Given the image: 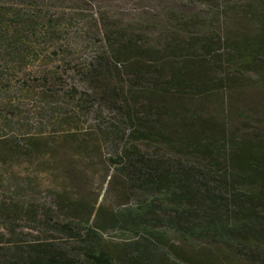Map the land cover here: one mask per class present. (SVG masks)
Wrapping results in <instances>:
<instances>
[{
  "label": "trees",
  "instance_id": "trees-1",
  "mask_svg": "<svg viewBox=\"0 0 264 264\" xmlns=\"http://www.w3.org/2000/svg\"><path fill=\"white\" fill-rule=\"evenodd\" d=\"M36 1L0 0V92L39 58L20 29ZM174 1L154 38L95 23L100 48L75 66L71 89L100 123L79 140L0 136L2 166L57 162L61 151L90 165L105 144L113 170L110 205L72 185L76 174L43 202L26 181L5 194L0 180V264H264V117L230 129L225 107L229 98L235 112L236 92L264 93V0ZM49 92L42 106L70 128Z\"/></svg>",
  "mask_w": 264,
  "mask_h": 264
},
{
  "label": "rangeland",
  "instance_id": "rangeland-1",
  "mask_svg": "<svg viewBox=\"0 0 264 264\" xmlns=\"http://www.w3.org/2000/svg\"><path fill=\"white\" fill-rule=\"evenodd\" d=\"M192 0H179V5L188 4ZM177 1L174 0H37L33 7L22 8L20 21L31 20L33 24L20 28L23 41H27L39 53L38 60L30 65L24 74L19 73L9 83H3L0 92V136H36L46 138L50 144L59 142L66 133L53 134L56 131H68L74 133V139H78L100 123L86 110L80 108V103L73 99L74 84H77L76 65H84L96 54L100 48L97 37L94 36V25L97 23H110L119 27L141 30L151 33V38L156 36L163 21L165 10L173 8ZM21 25V24H20ZM34 26L31 30L30 27ZM20 27V26H19ZM42 42H46L42 46ZM49 42V43H47ZM50 50L55 51L53 54ZM53 74V77L51 78ZM50 76L47 84H43L41 76ZM252 78V76H248ZM57 91L47 93V98L57 102L61 110H66L71 118L68 128L61 127L54 121V116L48 113L47 107H43L40 101V92L49 87ZM5 88V89H4ZM44 88V89H43ZM9 89L7 94L5 90ZM82 92V87H78ZM76 90V91H77ZM245 93V94H244ZM3 94L4 97H1ZM48 94H51L48 95ZM72 96V98H71ZM5 100V101H4ZM234 106L237 109L233 113L232 107L225 101L228 107L227 115L230 121L227 127L251 128L261 122L264 117V93L257 90H247L233 95ZM57 106V105H56ZM209 102L207 107H211ZM10 113V114H9ZM12 114V115H11ZM243 117V120H241ZM247 119L244 122L245 118ZM10 121V125H4L3 119ZM110 118L108 115L105 119ZM10 119V120H9ZM241 122L244 123H239ZM72 126H75L73 129ZM109 146L101 145L100 151L91 160L90 165L78 160L75 154L66 158L62 151L59 152L57 162L50 161L44 156L41 161L32 163L12 164L11 167L0 165V180L4 186L3 192L14 190L16 186H23L24 181L32 188L29 196L36 202H43L49 198L52 189L58 184L67 181V177L76 174L80 192L100 195L98 201L105 205L112 203L109 198L108 188L104 177L111 175L113 170L105 163ZM48 161L47 166L41 162ZM49 166V167H48ZM54 169V170H52ZM66 185H69L66 183ZM19 188V187H18ZM25 189V188H23ZM20 191V190H19ZM22 190L20 193H23ZM104 195L102 199L101 196Z\"/></svg>",
  "mask_w": 264,
  "mask_h": 264
}]
</instances>
